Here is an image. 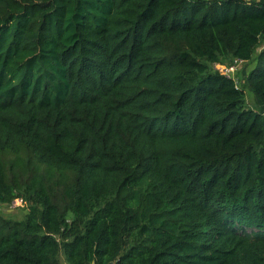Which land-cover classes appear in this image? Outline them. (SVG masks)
Segmentation results:
<instances>
[{
	"label": "trees",
	"instance_id": "1",
	"mask_svg": "<svg viewBox=\"0 0 264 264\" xmlns=\"http://www.w3.org/2000/svg\"><path fill=\"white\" fill-rule=\"evenodd\" d=\"M0 206V264H264V0H0Z\"/></svg>",
	"mask_w": 264,
	"mask_h": 264
},
{
	"label": "built area",
	"instance_id": "2",
	"mask_svg": "<svg viewBox=\"0 0 264 264\" xmlns=\"http://www.w3.org/2000/svg\"><path fill=\"white\" fill-rule=\"evenodd\" d=\"M242 64L241 61H235L233 63V65H230V66H222V65H215V68L223 75L227 76V77H231L235 80V75H236V72L238 71V67ZM16 203H19V204H16ZM21 204V200L17 199L13 202V207L14 206H17V205H20Z\"/></svg>",
	"mask_w": 264,
	"mask_h": 264
},
{
	"label": "rangeland",
	"instance_id": "3",
	"mask_svg": "<svg viewBox=\"0 0 264 264\" xmlns=\"http://www.w3.org/2000/svg\"><path fill=\"white\" fill-rule=\"evenodd\" d=\"M243 68H246V70L248 71V70H250V66H246L244 63L243 64H241L239 67H238V69H243ZM249 104L251 103V99H249ZM16 204H19V203H16ZM0 208H1V206H0ZM2 210V212H3V209H1ZM22 214L20 213V211H17L11 218H13V219H16V220H20L21 218H22Z\"/></svg>",
	"mask_w": 264,
	"mask_h": 264
}]
</instances>
